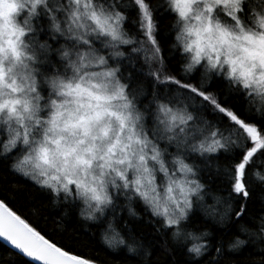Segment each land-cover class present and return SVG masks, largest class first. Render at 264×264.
Masks as SVG:
<instances>
[{"label":"snow or ice","instance_id":"snow-or-ice-1","mask_svg":"<svg viewBox=\"0 0 264 264\" xmlns=\"http://www.w3.org/2000/svg\"><path fill=\"white\" fill-rule=\"evenodd\" d=\"M0 165L11 264H116L21 177L125 264H264V0H0Z\"/></svg>","mask_w":264,"mask_h":264},{"label":"trees","instance_id":"trees-1","mask_svg":"<svg viewBox=\"0 0 264 264\" xmlns=\"http://www.w3.org/2000/svg\"><path fill=\"white\" fill-rule=\"evenodd\" d=\"M3 174L2 165H0V175ZM9 183L19 189L18 192L13 193V195L17 197V202L19 204L22 206L26 205L28 208H41L43 215L48 217L47 224L44 225V221H41V224L42 226H46L48 230L51 231L55 227L52 223L53 220H61L62 218L60 227L61 229H66V231L63 232L65 243H72L74 247L85 256H97L102 259L106 258L110 260L114 259L116 264H125L121 257L109 256L102 245L98 227L80 220L74 209L53 205L47 193L33 188L31 183L26 182L22 177L19 179H11ZM219 184L220 181H217V185ZM0 190H3L2 187H0ZM254 199L257 200L254 207L258 209L260 207L259 201L264 199L259 190H257ZM133 224L139 231L151 233V229L148 226L138 221H134ZM139 231L137 234H139ZM70 237H79V239L72 240ZM149 239L153 241L154 251L151 260L154 264H184L186 256L183 255L179 249L170 253H165L161 249L160 243L156 242L160 240V238L156 237L155 233H152ZM0 244L4 245V247H0V264H11V261L15 258L5 251L7 248L6 243L0 240ZM172 247V245H169L170 249ZM127 264H136V261L134 259H129Z\"/></svg>","mask_w":264,"mask_h":264},{"label":"water","instance_id":"water-1","mask_svg":"<svg viewBox=\"0 0 264 264\" xmlns=\"http://www.w3.org/2000/svg\"><path fill=\"white\" fill-rule=\"evenodd\" d=\"M1 241H3L2 239H0ZM4 242V241H3ZM4 243H6V242H4Z\"/></svg>","mask_w":264,"mask_h":264},{"label":"bare ground","instance_id":"bare-ground-1","mask_svg":"<svg viewBox=\"0 0 264 264\" xmlns=\"http://www.w3.org/2000/svg\"><path fill=\"white\" fill-rule=\"evenodd\" d=\"M3 242V241H2Z\"/></svg>","mask_w":264,"mask_h":264}]
</instances>
